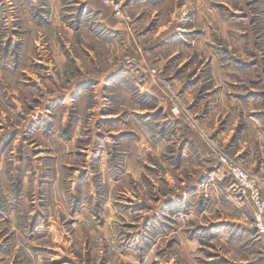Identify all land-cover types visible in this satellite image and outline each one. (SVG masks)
<instances>
[{
	"label": "rangeland",
	"instance_id": "obj_1",
	"mask_svg": "<svg viewBox=\"0 0 264 264\" xmlns=\"http://www.w3.org/2000/svg\"><path fill=\"white\" fill-rule=\"evenodd\" d=\"M224 157L264 183V0H0V264H264Z\"/></svg>",
	"mask_w": 264,
	"mask_h": 264
},
{
	"label": "built area",
	"instance_id": "obj_2",
	"mask_svg": "<svg viewBox=\"0 0 264 264\" xmlns=\"http://www.w3.org/2000/svg\"><path fill=\"white\" fill-rule=\"evenodd\" d=\"M223 160L229 163L226 157ZM230 173L236 188L247 193V197L251 199L256 210L255 222L258 232L264 235V183L240 164H231Z\"/></svg>",
	"mask_w": 264,
	"mask_h": 264
}]
</instances>
